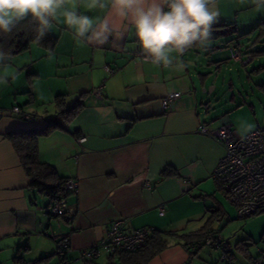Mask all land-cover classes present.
Wrapping results in <instances>:
<instances>
[{
	"label": "crops",
	"instance_id": "obj_1",
	"mask_svg": "<svg viewBox=\"0 0 264 264\" xmlns=\"http://www.w3.org/2000/svg\"><path fill=\"white\" fill-rule=\"evenodd\" d=\"M215 2L220 17L212 30L231 29L227 18L242 9L240 0ZM89 3L74 0L79 12L94 23L109 14L108 8H90ZM115 26L124 27L119 21ZM74 31L58 14L47 32L57 38L53 49L31 43L0 66V80H7L0 83V109L17 106L30 117H0V262L5 264L48 256L40 264H59L55 252L63 237L70 243L68 257L76 258L79 251L99 244L110 223L121 217L127 220L126 233L140 228L176 231L192 220L190 210L198 208L201 200L221 201L211 173L224 147L198 128L215 129L229 119L213 123L208 105L201 110L206 100L197 93L196 74L186 52H173L179 63L163 66L153 63L142 50L134 28L123 39L113 36L102 46L79 41ZM5 39L7 34H0V50L9 53L2 46ZM227 48L230 62L250 63L231 59L230 50H239L233 41ZM169 92H180L181 97L164 108L162 100ZM83 93V107L65 129L38 138L39 160L79 185L77 194L66 199L71 214L51 218L48 199L30 187L6 135L41 129L55 115L56 96L64 95L66 106L72 107ZM259 129L264 125L257 124L249 133ZM81 138L85 142L79 143ZM167 168L175 169L180 177H161ZM161 208L163 216L159 215ZM236 234L225 239V253L204 246L189 249L173 241L146 264H250L264 249V233L253 251L244 246L242 238L231 247L230 239ZM104 255L101 264L107 261Z\"/></svg>",
	"mask_w": 264,
	"mask_h": 264
},
{
	"label": "rangeland",
	"instance_id": "obj_2",
	"mask_svg": "<svg viewBox=\"0 0 264 264\" xmlns=\"http://www.w3.org/2000/svg\"><path fill=\"white\" fill-rule=\"evenodd\" d=\"M239 3L242 9L231 12L227 18L226 23L233 24L231 29L212 30L207 47L198 45L186 55L190 69L196 74L197 93L206 100L201 110L205 111L208 105L213 123L228 117L232 129L245 136L257 124L264 125V67H260L264 66V55L254 57L248 65L234 64L228 59L227 46L232 40L242 55L245 51L264 50V8L258 9L256 0H240ZM202 81L204 87H201ZM217 194L221 201L204 198L198 208L190 210L192 220L176 231L188 233L208 223L213 230L220 231L224 239L229 240L232 233H237L230 239L231 247L242 238L246 248L255 250L264 233V213L238 219L234 206L220 192ZM104 254L97 259L100 264L105 261Z\"/></svg>",
	"mask_w": 264,
	"mask_h": 264
},
{
	"label": "clouds",
	"instance_id": "obj_3",
	"mask_svg": "<svg viewBox=\"0 0 264 264\" xmlns=\"http://www.w3.org/2000/svg\"><path fill=\"white\" fill-rule=\"evenodd\" d=\"M72 3L71 8L67 7ZM90 8L109 9L94 23L79 12L74 0H0V34H8L31 14L38 21L37 43L51 30L58 14L73 28L74 36L84 43L102 46L110 37L123 39L129 28H134L142 50L158 65L179 63L173 52L183 53L194 45L207 47L212 37V26L220 13L215 0H90ZM258 9L264 0H256ZM119 21L123 28H117ZM11 54L0 50V66L10 62ZM7 83V80H0Z\"/></svg>",
	"mask_w": 264,
	"mask_h": 264
},
{
	"label": "built area",
	"instance_id": "obj_4",
	"mask_svg": "<svg viewBox=\"0 0 264 264\" xmlns=\"http://www.w3.org/2000/svg\"><path fill=\"white\" fill-rule=\"evenodd\" d=\"M231 59L234 62L248 63L251 58L242 60L240 52L232 48ZM106 72L112 73L108 67ZM99 97V92H96ZM181 97L180 92H169L162 100V105L167 108L169 103ZM21 116V109L14 106L8 110L0 109V117ZM198 131L215 140L224 147V154L218 160L211 177L215 182L216 188L222 193L225 199L236 209L238 219H247L264 213V129H259L245 136H240L232 129L229 120H225L215 129H207L199 126ZM85 138L78 140L79 143L85 142ZM78 182L69 179L66 183V190L71 195L78 192ZM148 187V186H146ZM71 214L69 205L65 199L59 200L49 208V216H66ZM163 209L159 215L163 216ZM125 218H117L110 223L105 238L97 245L78 252L74 260H64L62 264H74L77 261L95 260L101 254L112 255L116 250L136 251L145 243L148 236L152 233L150 228H140L124 231L126 225ZM47 235V234H46ZM204 247L218 249L222 252L227 250V243L220 231L208 232L203 241ZM61 251H70L68 239H63L60 243ZM0 264H5L0 262ZM250 264H264V249L259 250L257 256Z\"/></svg>",
	"mask_w": 264,
	"mask_h": 264
},
{
	"label": "trees",
	"instance_id": "obj_5",
	"mask_svg": "<svg viewBox=\"0 0 264 264\" xmlns=\"http://www.w3.org/2000/svg\"><path fill=\"white\" fill-rule=\"evenodd\" d=\"M231 25H227L230 27ZM38 27V21L32 17L21 21L11 33L7 34V39L2 41V46L9 51L10 54H17L24 50H27L31 43H37L35 41L36 28ZM232 41V40H231ZM229 41V42H231ZM57 42V38L46 33V35L40 40L38 44L48 46L49 49H53ZM198 45L191 46L183 53L196 48ZM236 49V48H235ZM239 51V50H238ZM240 52V51H239ZM251 53V54H250ZM247 52L242 55V60L250 57L252 62L254 57L264 55V50H256L254 52ZM248 62V63H249ZM264 67V66H260ZM84 93L81 94V100L72 106L67 107L65 102V96H56L53 104L56 108L54 117L50 118L41 129L30 130H14L6 135L11 141L13 147L19 157L22 168L25 175L29 179V185L35 189L40 195L48 199L47 213L49 215V208L59 200L67 199L71 194L66 190V183L69 179L60 176L56 169L46 163H42L39 160L38 151V138L47 136L51 132L57 129H65L66 124L71 120L78 110L83 107ZM161 177L165 178H179V173L173 168H167L161 173ZM64 217L53 216L51 218ZM210 225L207 223L200 229L189 232L180 233L177 231H161L153 230L152 233L146 239V243L136 251H121L116 250L112 255L107 257L105 264H146L151 261L155 256L160 254L166 248H168L173 241L182 243L189 249H198L203 247V241L208 232H214ZM63 237L57 242V249L55 255L60 259L59 264H62L64 260H74L75 258H69L70 251H61L60 243ZM227 251V250H226ZM225 251V252H226ZM194 251H191V253ZM224 252V253H225ZM49 258H42L37 261H25L19 259L17 264H40L47 261ZM83 264H100L95 260L82 261Z\"/></svg>",
	"mask_w": 264,
	"mask_h": 264
}]
</instances>
